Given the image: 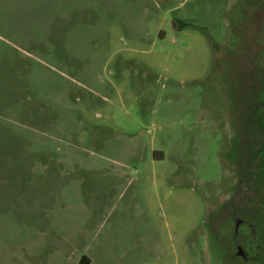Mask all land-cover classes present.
Returning a JSON list of instances; mask_svg holds the SVG:
<instances>
[{
	"label": "rangeland",
	"instance_id": "374dc122",
	"mask_svg": "<svg viewBox=\"0 0 264 264\" xmlns=\"http://www.w3.org/2000/svg\"><path fill=\"white\" fill-rule=\"evenodd\" d=\"M239 2L0 0V264H209L233 83L264 67Z\"/></svg>",
	"mask_w": 264,
	"mask_h": 264
},
{
	"label": "flooded vegetation",
	"instance_id": "af4514ba",
	"mask_svg": "<svg viewBox=\"0 0 264 264\" xmlns=\"http://www.w3.org/2000/svg\"><path fill=\"white\" fill-rule=\"evenodd\" d=\"M234 1L237 10L240 0ZM234 38V41L247 40L241 33ZM234 44L233 48L249 49L247 43ZM237 58L247 60L243 52ZM255 58L245 62L246 69H250L249 65H260ZM261 69V73L250 69L251 76L242 74L233 83L235 93L239 88L243 91L237 93L240 105L244 106L229 125L232 135L229 186L217 196L214 205L208 206L203 223L209 264H264L263 65Z\"/></svg>",
	"mask_w": 264,
	"mask_h": 264
},
{
	"label": "crops",
	"instance_id": "0c3cea01",
	"mask_svg": "<svg viewBox=\"0 0 264 264\" xmlns=\"http://www.w3.org/2000/svg\"><path fill=\"white\" fill-rule=\"evenodd\" d=\"M88 259H87V257H83L81 260H80V262L79 263H83V264H90L88 261H87Z\"/></svg>",
	"mask_w": 264,
	"mask_h": 264
}]
</instances>
